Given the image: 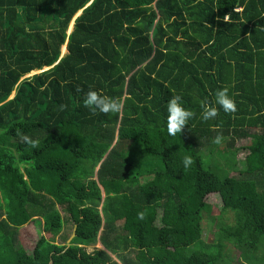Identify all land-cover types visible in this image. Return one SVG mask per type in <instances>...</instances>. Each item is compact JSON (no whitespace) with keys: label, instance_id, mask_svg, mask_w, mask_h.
Masks as SVG:
<instances>
[{"label":"trees","instance_id":"trees-1","mask_svg":"<svg viewBox=\"0 0 264 264\" xmlns=\"http://www.w3.org/2000/svg\"><path fill=\"white\" fill-rule=\"evenodd\" d=\"M221 87L236 112L202 120ZM176 95L194 115L169 136ZM212 193L235 220L206 242ZM225 240L264 264V0H0V264H234Z\"/></svg>","mask_w":264,"mask_h":264},{"label":"clouds","instance_id":"clouds-1","mask_svg":"<svg viewBox=\"0 0 264 264\" xmlns=\"http://www.w3.org/2000/svg\"><path fill=\"white\" fill-rule=\"evenodd\" d=\"M225 19H227V17H225ZM77 91H79V89H77ZM83 102L93 114L96 112L115 113L121 108V104L116 98L102 95L91 88L84 94ZM217 106H219V109H222L226 114L236 112V103L229 95V89L227 87H221L215 91L214 103L207 101L201 102V119L207 121L216 117L218 110ZM166 112V131L169 136H175L177 133H180L183 127L194 115L191 110L184 107L182 98L179 95L173 96L167 101ZM23 140L25 143H30L32 147L36 146V142L29 140L26 136ZM221 142L222 136L219 134H217L212 140V143L217 145ZM181 163L183 167L187 169L192 165L193 160L190 156H184ZM140 218H142V214H140Z\"/></svg>","mask_w":264,"mask_h":264},{"label":"rangeland","instance_id":"rangeland-1","mask_svg":"<svg viewBox=\"0 0 264 264\" xmlns=\"http://www.w3.org/2000/svg\"><path fill=\"white\" fill-rule=\"evenodd\" d=\"M72 22V21H71ZM71 25V23H70ZM72 26V25H71ZM65 45H63L64 47ZM62 51L65 52V47ZM38 71H33L30 74L37 73ZM247 142V139H241L238 140L235 145H238L239 147L244 146ZM224 148V139L220 144H214L212 148V160L216 161L217 164L220 166H223V160L225 159V156L222 152ZM244 150V149H243ZM239 150L237 153V159L240 160L245 152V150ZM235 171H230L229 174H235ZM205 201L209 205V211L205 212L203 214V224H202V238L206 242H211L212 240H217L219 228L222 226V224H233L234 223V215L231 211H222V203L220 200V197L216 193L208 194L205 197ZM60 213L65 216V212H63V209L60 208ZM71 226L68 225L66 228H64L62 234L64 235V238L61 239L60 235L56 237L57 242H63L67 244V239L71 234ZM45 233V232H44ZM46 236H48L47 232L45 233ZM39 231L37 230V227L35 225L34 220L28 221L26 224L22 225L18 230V240L24 247L26 251H31L36 240L38 239ZM67 236V238H66ZM60 238V239H59ZM215 240V241H216ZM225 247L224 252L229 259V262H232L234 264H248L245 262L241 256H240V249L236 248L233 244H231L228 240H225ZM84 246L87 248V250H91L94 246L100 247L99 242L94 243H84ZM258 255V253H257ZM227 261V259H226Z\"/></svg>","mask_w":264,"mask_h":264},{"label":"crops","instance_id":"crops-1","mask_svg":"<svg viewBox=\"0 0 264 264\" xmlns=\"http://www.w3.org/2000/svg\"><path fill=\"white\" fill-rule=\"evenodd\" d=\"M31 221V220H30ZM35 222V221H34ZM35 225L37 227V230L39 231V234H45L46 232L43 230V221L41 220V222H35ZM45 232V233H44ZM71 235V234H70ZM70 237V236H69ZM68 237V238H69ZM68 240V239H67ZM100 244V243H99Z\"/></svg>","mask_w":264,"mask_h":264},{"label":"water","instance_id":"water-1","mask_svg":"<svg viewBox=\"0 0 264 264\" xmlns=\"http://www.w3.org/2000/svg\"><path fill=\"white\" fill-rule=\"evenodd\" d=\"M75 227H76V226L73 227L72 233H71L70 237H69L68 240H67L68 243H69V241L73 238V236L75 235Z\"/></svg>","mask_w":264,"mask_h":264}]
</instances>
